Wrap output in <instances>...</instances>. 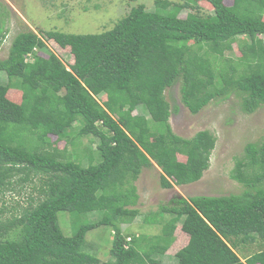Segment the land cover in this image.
I'll use <instances>...</instances> for the list:
<instances>
[{
	"label": "trees",
	"instance_id": "16d2710c",
	"mask_svg": "<svg viewBox=\"0 0 264 264\" xmlns=\"http://www.w3.org/2000/svg\"><path fill=\"white\" fill-rule=\"evenodd\" d=\"M197 1L139 3L100 33L42 32L69 48L67 65L32 30L14 35L0 59L7 80L0 83V195L16 186L29 196L8 217L2 201L0 264H99L86 236L103 225L113 234L103 264H159L170 247L174 264H264V141L248 142L236 158L230 177L241 192L171 198L144 214L143 224L160 227L152 235L121 227L139 215L128 206L142 168L155 164L160 186L171 188L200 180L209 167L216 137L207 129L175 134L166 88L180 81L181 102L194 114L231 95L246 113L264 105V0H204L210 14ZM4 35L0 29V41ZM52 135L62 148L51 146ZM82 137L98 139L85 155ZM94 211L102 216L73 223L70 234L58 220L59 212ZM253 243L259 248L250 253ZM238 251L249 254L242 260Z\"/></svg>",
	"mask_w": 264,
	"mask_h": 264
},
{
	"label": "rangeland",
	"instance_id": "374dc122",
	"mask_svg": "<svg viewBox=\"0 0 264 264\" xmlns=\"http://www.w3.org/2000/svg\"><path fill=\"white\" fill-rule=\"evenodd\" d=\"M154 0H0V29H3L5 35L0 41V59L8 55L12 38L19 31L32 30L42 37L46 50L55 53L67 65L72 62V55L68 47H61L51 37L45 36L42 32L56 30L67 33H100L109 30L115 22L124 16L129 9L139 3L145 4L147 9H151ZM172 1V0H171ZM175 1V0H174ZM230 4V1H227ZM199 11L202 14H210L212 6L204 0H198ZM187 10H182L180 16L184 17ZM3 13V14H2ZM2 14V15H1ZM3 18V19H1ZM40 55L46 56V51H40ZM232 55H240L238 47L233 43ZM228 51L226 56L231 55ZM205 68H203V71ZM6 75L0 72V83H5ZM13 89V88H12ZM180 81L164 90V95L170 104L169 123L173 132L179 136L190 138L197 131L207 129L216 137L215 147L210 155L209 167L203 172L200 180L186 184L174 185L171 188H162L160 186V169L153 164V167L142 168L140 174L135 180L137 199L134 205L138 208L137 215L131 224L121 226L124 231H131L139 234L141 231L149 235L159 232L158 225L152 226L143 224L145 213L154 212L159 206L167 203L174 197H190L195 195H225L229 193H239L244 187L242 184L230 177L231 170L235 166L236 158L244 155V146L248 142L260 143L264 141V105L260 106L252 113L242 111L240 99L235 95L228 98H215L204 106L199 112L191 113L180 99ZM8 97L19 102L20 94L15 90H9ZM101 101V99H100ZM139 110L134 111L136 114ZM115 117V115H114ZM51 146L57 144L62 148L64 141L56 140L51 136ZM80 150L82 154H87L89 146L95 147L98 143L96 138H80ZM67 148L71 147L67 144ZM99 161V153L97 154ZM180 160L184 156L179 155ZM95 162V163H96ZM89 160L87 157H81V164L87 166ZM35 195V194H34ZM29 188L18 191L16 186L14 190H7L0 195V207L2 201L8 208L5 216L8 217L17 211L15 204L25 206ZM19 207V208H20ZM102 216L101 211H94L82 215H73L66 212L58 213V220L66 233L70 234L73 223L81 224L84 222L98 220ZM108 226L96 227L89 231L86 240L87 248L95 252L103 264L108 258L107 240L111 239L112 232L109 233ZM174 245H183L186 236L178 228ZM141 249L145 245L137 242ZM258 245L253 243L249 245L247 251L250 253L258 249ZM176 247H170L164 259L159 264H174L175 258L172 255ZM249 252H239L241 259Z\"/></svg>",
	"mask_w": 264,
	"mask_h": 264
}]
</instances>
